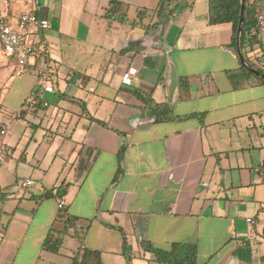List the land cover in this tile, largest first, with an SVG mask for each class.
Segmentation results:
<instances>
[{
	"label": "crops",
	"instance_id": "crops-1",
	"mask_svg": "<svg viewBox=\"0 0 264 264\" xmlns=\"http://www.w3.org/2000/svg\"><path fill=\"white\" fill-rule=\"evenodd\" d=\"M110 1L0 0L12 27L23 13L49 22L44 31L29 27L24 40L44 48L29 61L46 66L54 89L27 104L35 78L0 51L11 63L0 107L12 97L20 104L8 122L0 118V146L14 162L6 184L10 162L0 170V191L10 187L0 199V264H71L84 249L100 252L102 264H158L142 241L163 250L193 243L197 264H263L264 83L239 69L231 25L208 24L209 0L156 29L159 0H114L129 22L106 21ZM259 40L246 56L261 58L264 70L262 30ZM128 68L136 75L124 86ZM180 78L187 101L179 100ZM133 90L169 104L176 119L155 123ZM24 180L32 185L22 189ZM63 184L58 202L29 199ZM60 209L77 221L53 254L41 246L50 228L64 229Z\"/></svg>",
	"mask_w": 264,
	"mask_h": 264
},
{
	"label": "trees",
	"instance_id": "trees-1",
	"mask_svg": "<svg viewBox=\"0 0 264 264\" xmlns=\"http://www.w3.org/2000/svg\"><path fill=\"white\" fill-rule=\"evenodd\" d=\"M194 1L195 0H159L155 9L152 10V17H155L157 19L156 22L151 26L152 29H156L161 24V22L166 20L168 17H172L173 15H175L177 11L179 12L192 8ZM244 3L245 5L243 13V23L240 33V49L248 68H244L240 65L239 69L246 76L256 78L264 83V79L261 78L260 75L253 74L249 70V68L255 69L261 74H264V70L255 66V64H253V62L246 56V48H248L249 51H252L255 45L260 44L259 29L256 24V14L258 11L264 9V0H244ZM145 13V11L138 12L136 17L137 20L131 22V25L133 27H137L138 25H140V22L144 18ZM103 19L106 21H116L118 23L129 22V20L123 14L122 3L114 0L109 2V8L104 14ZM239 19L240 0H209L208 24L210 26L230 24V47L235 51L237 50L236 40ZM233 75V72H228V77L231 81L233 80ZM131 94L140 104L143 105V108L141 109L142 112L146 111L149 116L153 118L155 123L163 121L171 122L176 119L173 115V109L169 104H156L152 100L151 94L141 92L139 90H133L131 91ZM178 96L180 101H187L190 98L189 83L187 78L179 79ZM35 99V105L33 106H37L40 104L39 96H36ZM25 105L28 106L27 104H24L23 106ZM123 151L124 148L122 147L118 154L119 160L123 154ZM261 170L264 173V160L261 166ZM19 185L21 186V182L19 183ZM67 187L68 186L66 184H63L45 191L41 195H31L29 199H32L37 203L51 199L58 202L66 195ZM21 188L24 189V187L22 186ZM9 189L10 187H7L0 191V199L5 197V194ZM58 220L63 223L64 229L62 231H55L54 229L50 228L41 246L44 251L53 254L58 253L61 246L62 237L68 236L70 229H75V222L77 221V218L66 214L64 210L60 209ZM5 228L3 229V231L5 230ZM116 230L120 231V229ZM73 237L79 239L76 234H74ZM141 246L145 251L150 252L155 256V261L158 264H197V246L193 243H173L170 245V248L168 250L154 248L153 246H151V244L144 241L141 242ZM125 249V241H123V250L125 251ZM262 261L264 264V259ZM71 264H102L101 253L90 249H84L81 255L76 254L72 258Z\"/></svg>",
	"mask_w": 264,
	"mask_h": 264
},
{
	"label": "built area",
	"instance_id": "built-area-1",
	"mask_svg": "<svg viewBox=\"0 0 264 264\" xmlns=\"http://www.w3.org/2000/svg\"><path fill=\"white\" fill-rule=\"evenodd\" d=\"M256 24L259 30L264 31V9L257 12ZM31 26L37 27L41 31L47 30L50 27L46 19L38 17L34 12L21 14L15 27H12L8 23L3 11L0 10V51L9 58H12L25 72L30 73L37 82V88L26 98L27 104H35V98L39 95L40 90L46 93L54 92L46 66L30 63L29 61L31 57L44 53L42 46L28 44L24 40V33ZM135 75L136 69L128 68L121 76L122 84L124 86H131ZM46 105L44 103V106ZM4 134L5 131L1 130L0 135L3 136ZM4 152V147L0 146V166L5 161L3 157ZM31 185L32 182L30 180L21 182L22 187H29ZM58 207L61 208V205H58ZM247 222L251 223V220L248 219Z\"/></svg>",
	"mask_w": 264,
	"mask_h": 264
},
{
	"label": "rangeland",
	"instance_id": "rangeland-1",
	"mask_svg": "<svg viewBox=\"0 0 264 264\" xmlns=\"http://www.w3.org/2000/svg\"><path fill=\"white\" fill-rule=\"evenodd\" d=\"M261 58H257L253 61V64H255V66H257L258 68L262 69L261 65H260V60ZM10 62L4 58V56L0 53V91H1V84H2V81H1V75H2V72L5 68H8L10 67ZM9 97V96H8ZM20 104H19V101L17 100V97H12V98H7L5 100V103L2 105V107H0V118L3 122H8V120H10V117L12 114L15 113V111L19 108ZM21 123L22 121L21 120H18V121H14V124L16 123ZM22 124V123H21ZM12 129H9V133H8V137L10 136L11 137V131ZM3 157L5 158V162H4V166H0V170L1 169H4L6 167V164H8L10 162V168L8 169L9 171H2V173L4 174V180L2 183L6 184L7 181L11 180V175L14 174V169H13V164L14 162L12 161L11 159V156L9 154V152H4L3 153ZM31 190L33 192H35V190H33V188H31ZM15 196L17 197L18 194H15ZM14 206V201L9 199L7 201L6 204L3 205V210L6 211V212H10L12 210ZM4 218V217H3ZM9 236V240H12V238H15L14 235H9V233L7 234Z\"/></svg>",
	"mask_w": 264,
	"mask_h": 264
},
{
	"label": "water",
	"instance_id": "water-1",
	"mask_svg": "<svg viewBox=\"0 0 264 264\" xmlns=\"http://www.w3.org/2000/svg\"><path fill=\"white\" fill-rule=\"evenodd\" d=\"M244 5H245L244 0H240V19H239V24H238V29H237V40H236L237 50H236V52H237V56L240 60L241 66L244 68H248L247 64L245 63L244 57L242 55L241 49H240V33H241V27H242V23H243ZM249 70L253 74L260 75L261 78L264 79V74L259 73L255 69L249 68Z\"/></svg>",
	"mask_w": 264,
	"mask_h": 264
}]
</instances>
